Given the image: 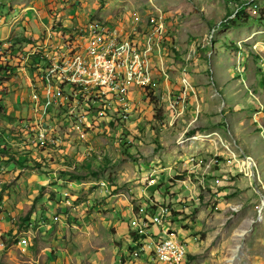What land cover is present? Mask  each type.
I'll return each instance as SVG.
<instances>
[{
  "label": "rangeland",
  "instance_id": "374dc122",
  "mask_svg": "<svg viewBox=\"0 0 264 264\" xmlns=\"http://www.w3.org/2000/svg\"><path fill=\"white\" fill-rule=\"evenodd\" d=\"M227 1L0 0V50L14 68L0 98L21 99L13 126L0 115V264H87L97 248L92 264H163L154 246L170 237L184 264H264V22L245 10L247 22L229 24ZM99 23L143 35L162 25L153 54L166 71L207 70L205 84L190 81L199 111L195 102L169 125L162 78L157 96L137 101L148 112L135 125L108 110L90 129L53 98L43 111L44 95L35 107L48 51L37 49ZM220 86L229 96H216ZM74 177L104 184L69 185Z\"/></svg>",
  "mask_w": 264,
  "mask_h": 264
},
{
  "label": "built area",
  "instance_id": "2783aa9c",
  "mask_svg": "<svg viewBox=\"0 0 264 264\" xmlns=\"http://www.w3.org/2000/svg\"><path fill=\"white\" fill-rule=\"evenodd\" d=\"M243 1V7L257 14L264 9V0ZM238 12L230 19H235ZM162 36V25L143 35L136 33V28L126 32L110 23L93 25L82 33L60 34L50 46L37 49L48 48L44 52L47 62L44 61L46 67L42 71L46 87L40 84L39 94L34 91L31 101L39 107V96L46 93V102L41 106L43 111L46 112L54 99L64 106L70 119L77 118L79 124L90 129L98 125V119L103 120L108 110L120 112L118 119L128 122L130 111L137 103L134 96L139 93L137 97L141 95V98L159 88L153 73V52ZM20 59L26 62L25 56ZM52 90L56 93L50 94ZM154 221L160 222L161 218L156 217ZM28 245L25 239L19 241L21 247ZM154 252L163 264H184L187 257L183 246L171 237L155 243Z\"/></svg>",
  "mask_w": 264,
  "mask_h": 264
},
{
  "label": "crops",
  "instance_id": "0c3cea01",
  "mask_svg": "<svg viewBox=\"0 0 264 264\" xmlns=\"http://www.w3.org/2000/svg\"><path fill=\"white\" fill-rule=\"evenodd\" d=\"M1 40V39H0ZM153 62H154V68H153V73H154V76H155V80H157L158 82H160L161 78H162V84H161V88H163L164 92L167 91L168 93L165 95V98L166 100L170 101L169 104H168V107H167V111L170 112V116H169V125H174L175 123H177L178 121H181V117L184 115V113L187 111V110H190V105H194L195 102L197 103L198 105V108L197 109H192V110H197L199 111V94L196 92V90L193 88V85L192 83H190V81H197V83H202L201 81L199 82V80L201 79L203 81V83L205 84L206 83V80H208V73L206 69H204L203 71H201V73L199 74H194L192 75H188V76H185L184 73H180L179 76H175V74H172V73H169L168 71H166V69L163 67V61L162 60H159L157 59V57H154L153 58ZM155 66H159L160 69L159 70H156L155 69ZM205 66V65H204ZM201 67V66H200ZM196 70H199V68H197ZM185 72H186V69H185ZM221 77V76H218V78ZM157 78H160V80H158ZM192 78V79H191ZM174 79V82L175 80H177V84L175 82V84H172L170 81ZM217 84L218 85H222V81L220 79H218L217 81ZM196 83V82H195ZM159 89H160V83H159V88L156 89L154 91V95L157 96L159 93ZM201 89H206L205 88H201ZM199 91V89H198ZM254 91H252V94ZM55 94V93H53ZM174 96H173V95ZM178 94V95H176ZM210 98H213V95L212 93H210ZM137 95H139V93H137L135 96H134V100L140 98V96L137 97ZM257 95V93L255 94ZM45 97L48 96V94L45 93L44 95ZM216 96L218 98H225L226 96H229V94H227L223 89L222 87L220 86L219 87V90H217L216 92ZM137 97V98H136ZM201 97V95H200ZM29 98V97H28ZM142 98V97H141ZM140 98V99H141ZM164 98V99H165ZM9 99V98H8ZM139 99V100H140ZM15 100L16 104L20 103L21 99L17 96L16 99L13 98V100H8L7 101V104H6V109H7V115L8 116H11L12 117V114L11 112L12 111H19L18 109L15 108V105H11V103H13ZM229 106H232L231 103H228ZM20 106V105H19ZM146 106V102L143 101V104L142 103H139V104H135L134 107H133V110H131V120L128 121V124L130 123L131 125H135L136 124V120L137 119H140L141 116H143L146 112H148L147 107ZM221 108V107H220ZM19 116V112H16V116L17 117ZM144 117V116H143ZM143 119V118H142ZM2 120V124L5 126V123H7V125L5 126L7 128V126H13L12 122L10 123V120H8L7 118H3L1 119ZM10 124V125H9ZM24 126V125H23ZM25 127V126H24ZM6 133L9 135L10 132L9 131H6ZM10 136V135H9ZM84 136V135H83ZM82 136V137H83ZM84 138V137H83ZM86 138V137H85ZM5 139L7 140V138L5 137ZM75 149V147H74ZM77 150V148H76ZM69 151V150H68ZM66 151L65 154H68L69 153V156L71 157H75V155L77 154V152L73 151V150H70L69 152ZM84 155V154H83ZM89 156V154H87ZM77 158H82V155L79 154ZM84 158V157H83ZM82 158V159H83ZM2 159V158H1ZM9 158H3L2 160H4V163L7 164L5 167H8V168H11V165L12 163L8 160ZM9 162V164L7 163ZM22 170L21 168H17L16 169V172L17 174H19ZM55 170V169H54ZM14 173V171L11 172V175ZM52 175H57V173L54 171L53 173H51ZM1 175V174H0ZM42 175V174H41ZM70 176H72L71 174H67L66 177H64L63 179H66L68 180L67 178H69ZM88 180L91 179V181L89 180L88 182H84L85 179L83 178H79V177H74V179H70L71 182H67L69 185H72V186H77V185H87L89 184L90 186H99V188H101V184H104V179H99V180H96V179H92V178H87ZM98 179V178H97ZM58 183L59 185L57 186H60L61 184H64L65 182L62 181V180H58ZM42 185V184H41ZM44 186V185H43ZM102 189V188H101ZM7 223V222H5ZM61 223L63 224V221H61ZM8 224V223H7ZM4 225V228H7L5 227L6 225ZM8 226V225H7ZM1 235V233H0ZM92 248V247H91ZM93 249V248H92ZM98 249V248H97ZM95 250L93 249L92 251H89L88 254H87V257H88V260H87V264H92L90 263L91 261H93V259L95 258L96 255H98V250ZM62 251H66V252H69L71 253L70 250H62ZM92 253V254H91ZM101 254V253H100ZM77 261L76 264L80 263L82 264V262H85V259L81 260L79 258L76 259Z\"/></svg>",
  "mask_w": 264,
  "mask_h": 264
},
{
  "label": "trees",
  "instance_id": "16d2710c",
  "mask_svg": "<svg viewBox=\"0 0 264 264\" xmlns=\"http://www.w3.org/2000/svg\"><path fill=\"white\" fill-rule=\"evenodd\" d=\"M227 4H229L232 7V10H229L230 12H229L228 18L226 19L227 22H229V24H232L234 26L235 25L239 26L241 23H238L237 21L242 20L243 22H247V19L250 17V15H248L246 13L248 7H243V5L245 4V1H243V0H228ZM238 10H239V12L237 13L235 19H230L232 16H234V14ZM258 14H259L260 21L264 22V9H262ZM3 57H4V54L0 50V78L2 77L4 79H6L9 76H12L14 74L13 73L14 68H13V66H11V61H9V62L4 61ZM253 93L255 94V92H253ZM0 115H4L5 116L4 118H7L8 120L10 119V117L7 115L6 104H5V101H3V98H0ZM24 133H26V132H24ZM5 140H3L0 137V144H3L5 142ZM124 260L125 259H123V261Z\"/></svg>",
  "mask_w": 264,
  "mask_h": 264
}]
</instances>
